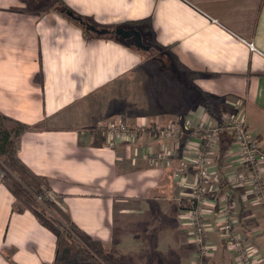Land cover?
I'll use <instances>...</instances> for the list:
<instances>
[{
	"label": "crops",
	"instance_id": "0c3cea01",
	"mask_svg": "<svg viewBox=\"0 0 264 264\" xmlns=\"http://www.w3.org/2000/svg\"><path fill=\"white\" fill-rule=\"evenodd\" d=\"M89 26L111 32L98 34ZM118 27L138 30L149 49L113 34ZM150 57L165 67L174 60L189 92L162 81L147 65ZM142 61L153 75L151 91L146 97L139 90L125 119L147 126L132 139L105 137L102 146H92L89 129L123 114L95 116L83 106L62 110L141 68ZM0 112L27 124L46 122L20 136L18 157L48 177L50 195L79 228L108 249L118 244L135 251L134 258L127 256L135 264L142 260L147 228L157 230L159 240L146 252L154 256L152 264H190L194 258L192 226L184 219L195 180L189 160L198 127L218 128L208 184L218 180L219 191L201 206L211 247L204 264H236L223 240L225 206L244 248L264 264V212L249 184L227 181L245 171L230 120L244 114L264 150V0H0ZM166 124L183 133L161 136L153 129ZM177 168L182 172L175 178ZM13 201L0 180V264H51L55 234L30 211H12Z\"/></svg>",
	"mask_w": 264,
	"mask_h": 264
},
{
	"label": "built area",
	"instance_id": "2783aa9c",
	"mask_svg": "<svg viewBox=\"0 0 264 264\" xmlns=\"http://www.w3.org/2000/svg\"><path fill=\"white\" fill-rule=\"evenodd\" d=\"M251 49L258 52L253 45L249 44ZM231 129L234 137V143L237 145L240 156V163L245 167L244 172H234L227 178L232 187H239L243 184H249L254 196L255 202L264 212V180H263V164L264 150L258 145L256 136L248 131L245 124V115L230 120ZM187 128L190 121L187 119L184 123ZM146 125L136 123L132 126H125L121 122L109 123L106 126H99L102 135L107 139H115L124 137L125 140L132 139L135 135L144 129ZM185 128V129H186ZM161 136H179L183 133L180 127L172 124L154 127ZM199 141L192 159L189 160L190 169L195 173V180L190 193L191 200L195 203L194 207L188 209L184 214V219L192 226L191 241L195 244L194 258L190 264H204L205 259L211 254V247L205 241V234L208 225L203 222V216L206 211L201 207L203 204L210 202L211 198L208 194L219 191V185L216 182L208 184L210 179V170L208 164V154L215 147L218 139V128L209 125H200L198 127ZM182 172L181 168H177L173 172V177L177 178ZM2 171L0 169V180ZM47 197L51 198L50 191ZM223 227L222 234L225 247L228 251L234 253L236 264H258L255 257L244 248L242 239L233 230L235 224L234 218L229 213L227 206L223 209Z\"/></svg>",
	"mask_w": 264,
	"mask_h": 264
},
{
	"label": "trees",
	"instance_id": "16d2710c",
	"mask_svg": "<svg viewBox=\"0 0 264 264\" xmlns=\"http://www.w3.org/2000/svg\"><path fill=\"white\" fill-rule=\"evenodd\" d=\"M44 128L42 121L27 124L0 112L1 182L14 197L12 211L21 213L28 210L40 224L53 231L55 255L51 264H133L129 260L115 257L102 241L92 238L79 228L65 209L47 197V192L51 191L48 177L34 173L18 157L20 136L26 131ZM89 131L92 146L99 147L105 143V136L97 127ZM38 200L51 207L60 216V220L46 216L45 208ZM194 205L189 199L184 208L191 209ZM3 255L11 261L5 252Z\"/></svg>",
	"mask_w": 264,
	"mask_h": 264
},
{
	"label": "rangeland",
	"instance_id": "374dc122",
	"mask_svg": "<svg viewBox=\"0 0 264 264\" xmlns=\"http://www.w3.org/2000/svg\"><path fill=\"white\" fill-rule=\"evenodd\" d=\"M141 64L143 65L141 66V68H136L133 72L129 74L126 73L122 78H120L119 81L116 80L110 81L105 85L92 91L91 93L86 94L85 97L76 99V101H74L69 108H64L62 112L64 113L66 110L71 111L72 110L71 108L75 110L77 109L79 111L81 106H83L86 110H88V113H93V115L95 116L97 114L105 115L109 111H114L113 112L114 114L115 113L123 114L124 118L118 117L119 119H117L116 117L113 116L111 117V119L108 120L109 122L112 121L114 123H117V120H121V123L124 124L125 126L129 127L135 125L132 124L131 121L125 118L126 116H129L128 114L132 113L133 100L135 99V97L139 95V90H141L142 93L147 94L146 97L149 96V92L151 91L150 90L151 85L149 83L153 79L151 77L153 75L150 72V70L147 68L145 62L142 61ZM147 65L152 67L158 73V77L160 76L159 78H161L162 81H164L165 83L168 84L178 83L180 84L179 87H181L182 90L189 92V90L185 88V84H184L185 80L187 79L186 75L184 72H181V70L176 66L174 60L171 61L170 67H165V64L162 62L161 59L150 57L147 60ZM193 97L194 94L190 96V99H192ZM138 105L140 106L139 103L137 104V106ZM142 105L143 104H141V106ZM93 115H91V117ZM41 121L43 122V125L46 128L47 127L46 122H44V120ZM108 121H104L103 124H106ZM39 203L45 208L46 216L60 220L59 218L60 216L58 217V215L51 207H48L42 201L41 202L39 201ZM61 222L63 221L61 220ZM144 233L148 235L149 238H146V240H142L143 245L140 246L141 248L140 250L141 252H143V254L139 255V257H141L142 260L141 259L138 260L139 262L136 264H152V258H154V256L152 257L151 255H146V252L150 251L151 248H157V246L159 245V240L155 238V234H157V230L154 231L152 229L147 228L145 229ZM189 242L193 243L191 240ZM109 250L115 257L124 260H129L130 262L134 263L135 259L131 260L127 256L134 258L135 251L132 254L130 251H125L123 247L119 246L118 244H115L113 247H110ZM146 259L148 260L147 263H145ZM166 264H170V263H166Z\"/></svg>",
	"mask_w": 264,
	"mask_h": 264
},
{
	"label": "water",
	"instance_id": "95a60500",
	"mask_svg": "<svg viewBox=\"0 0 264 264\" xmlns=\"http://www.w3.org/2000/svg\"><path fill=\"white\" fill-rule=\"evenodd\" d=\"M71 17L74 18V15L71 12H67ZM115 34L121 37L122 39H128L133 38L134 39V45L136 47L139 46L141 43V33L136 29H124L121 27H118L115 29Z\"/></svg>",
	"mask_w": 264,
	"mask_h": 264
},
{
	"label": "flooded vegetation",
	"instance_id": "af4514ba",
	"mask_svg": "<svg viewBox=\"0 0 264 264\" xmlns=\"http://www.w3.org/2000/svg\"><path fill=\"white\" fill-rule=\"evenodd\" d=\"M63 12L66 13V10L63 11ZM76 19H77V18H76ZM77 20H78L81 24H83L84 27H86V26L88 25L87 23L82 22L80 19H77ZM88 28H90L91 30L95 31V32L98 33V34H105V33L111 32V31H108V30H106V29H99V30H96V29H94L93 27H90V26H89ZM126 28H132V27H126ZM112 33L114 34V33H115V30H113ZM127 41H131V43L134 44V39H133V38H129V39H127ZM138 48H140V49L143 50V51H146V50L149 49L148 41H147L146 37L143 36V35L141 36V43L139 44Z\"/></svg>",
	"mask_w": 264,
	"mask_h": 264
}]
</instances>
